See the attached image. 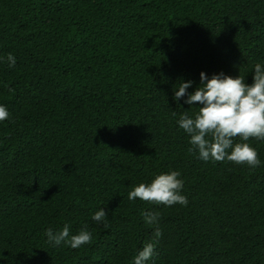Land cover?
I'll return each instance as SVG.
<instances>
[{
    "label": "trees",
    "instance_id": "trees-1",
    "mask_svg": "<svg viewBox=\"0 0 264 264\" xmlns=\"http://www.w3.org/2000/svg\"><path fill=\"white\" fill-rule=\"evenodd\" d=\"M258 63L264 0H0V264H134L147 243L145 264H264V141L256 168L206 162L178 124L202 105L174 98ZM171 171L187 206L128 199ZM66 224L91 242L50 244Z\"/></svg>",
    "mask_w": 264,
    "mask_h": 264
},
{
    "label": "clouds",
    "instance_id": "clouds-1",
    "mask_svg": "<svg viewBox=\"0 0 264 264\" xmlns=\"http://www.w3.org/2000/svg\"><path fill=\"white\" fill-rule=\"evenodd\" d=\"M7 61L10 68L15 67L16 59L12 54L8 55ZM192 86V81H181L174 96L179 101L187 95L186 104L202 105L197 108L194 118L185 111L178 121L179 127L190 137L192 147L189 151L198 150L200 159L206 162L227 160L238 165L246 164L250 168L258 167L261 163L258 153L247 141H264V67L259 63L255 65L251 85L246 84L241 76L232 78L221 73L209 79L205 73H201L200 86L190 94L187 90ZM9 115L7 108L0 105V122L9 119ZM236 139L242 142L234 144ZM180 175L178 171L159 174L150 183H141L132 188L128 199L168 207L176 204L187 206L188 200L181 194L183 181L179 179ZM142 215L148 225L158 221V213ZM106 217L102 208L92 219L102 222ZM45 234L53 246L65 244L72 249H78L92 240L91 233L86 229L70 236L67 224L60 231L54 232L52 228H48ZM154 235L157 238L162 235L158 227ZM154 253L155 245L145 244L134 257V264H145Z\"/></svg>",
    "mask_w": 264,
    "mask_h": 264
}]
</instances>
